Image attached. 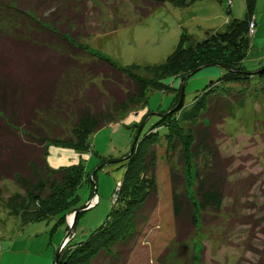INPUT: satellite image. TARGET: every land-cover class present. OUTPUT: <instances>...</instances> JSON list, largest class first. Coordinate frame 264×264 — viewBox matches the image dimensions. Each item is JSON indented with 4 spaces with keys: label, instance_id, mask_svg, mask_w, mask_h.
<instances>
[{
    "label": "trees",
    "instance_id": "trees-1",
    "mask_svg": "<svg viewBox=\"0 0 264 264\" xmlns=\"http://www.w3.org/2000/svg\"><path fill=\"white\" fill-rule=\"evenodd\" d=\"M166 1L184 8L205 0H148L141 16ZM252 3L246 0L244 18H232L203 38L184 29L163 63L121 66L82 42L89 35L84 0H0V181L14 179L33 192L20 213L23 221L58 217L66 223V214L79 208L80 187L86 183L94 193L95 173L90 178L80 159L51 167L50 145L90 151L88 136L145 105L148 90L174 94L171 105L156 113L158 119L144 133L143 123L135 142L139 125H133L132 144L105 221L79 240L70 236L52 264L126 263L155 205L160 128L174 223L160 264H205L203 247L196 256L199 234H215L225 243L232 223L244 222L238 213L241 191L252 180L230 178L232 160L222 155L219 139L221 125L245 105L250 79L264 77V67L248 72L242 64L255 34ZM207 64L229 69L185 104L180 88L166 78H188ZM61 123L69 127L60 130Z\"/></svg>",
    "mask_w": 264,
    "mask_h": 264
},
{
    "label": "rangeland",
    "instance_id": "rangeland-1",
    "mask_svg": "<svg viewBox=\"0 0 264 264\" xmlns=\"http://www.w3.org/2000/svg\"><path fill=\"white\" fill-rule=\"evenodd\" d=\"M84 1L89 35L82 42H87L93 50L121 66L163 63L176 47L184 29L197 38H203L206 31L223 29L228 20L244 18L247 13L246 0H205L184 8L166 1L145 18L141 16L140 8L148 6V0ZM227 7H230L229 13ZM251 17L256 23L255 34L250 37V46L242 64L248 72H256L264 67V0H253ZM222 73L221 66L210 65L186 78L183 82L185 104ZM255 76L246 89L245 105L236 109L235 115L221 125L219 139L222 155L232 160L230 178L237 181L251 177L252 180L251 185L245 181L241 191L238 213L244 222L235 220L232 223L231 229L225 232V243H220L215 234H199L195 240L196 256L203 247L205 264H264V77ZM165 81L175 87L181 84L178 77H169ZM173 98L174 94L170 92L148 90L145 105L90 134V151H76L81 155L79 159L85 164L89 177L95 173L92 179L96 190L91 193L86 183L79 189V208L88 202L93 205L80 211L75 228L69 235L73 240L81 239L105 221L124 171V159L132 144L133 125L140 126L146 119L142 129L144 133L158 119L156 113L168 108ZM60 127L62 130V127L67 129L69 126L61 123ZM163 133L164 129L160 128L155 205L132 243L125 264H160L159 255L174 235ZM53 148L50 147L48 155V159L51 156V167L79 161L73 157V160L54 164L57 150ZM30 191L14 179L0 181V264H52L62 239L70 229L69 222L75 210L66 214L64 220L67 223L60 222L58 217L23 221L20 213L30 204L33 193ZM229 202L227 198L225 205Z\"/></svg>",
    "mask_w": 264,
    "mask_h": 264
},
{
    "label": "water",
    "instance_id": "water-1",
    "mask_svg": "<svg viewBox=\"0 0 264 264\" xmlns=\"http://www.w3.org/2000/svg\"><path fill=\"white\" fill-rule=\"evenodd\" d=\"M210 65H214V64H207V65H205V66H202V67H199V68H196L191 74H190V76L191 75H193L194 73H196V72H198L200 69H202L203 67H207V66H210ZM219 66H221L223 69H229V67L228 66H226V65H219ZM186 79V77H183V78H181V84H180V100H182V98H183V82H184V80ZM146 120V119H145ZM145 121H143L141 124H140V126H139V128H138V130H137V132H136V134H135V138H134V142L136 141V139L138 138V136H139V134H140V131H141V128H142V126H143V123H144ZM134 142H133V144H134ZM133 148V146L131 147V149ZM96 189L94 188V191H95ZM89 203V202H88ZM87 203V205L85 204L84 206H82L81 208H78L77 210H75L74 211V213H73V216H72V220H71V222L69 223V225H70V229H69V231L67 232V234L65 235V237L62 239V241H61V243H60V245H59V247H58V250L57 251H59V249L64 245V243H66V241L68 240V238H69V235H70V233H71V231H72V224L74 223V221H75V218H76V215H77V213L79 212V211H82V210H84V209H87V208H89V207H91L93 204H91V203H89L88 204Z\"/></svg>",
    "mask_w": 264,
    "mask_h": 264
},
{
    "label": "crops",
    "instance_id": "crops-1",
    "mask_svg": "<svg viewBox=\"0 0 264 264\" xmlns=\"http://www.w3.org/2000/svg\"><path fill=\"white\" fill-rule=\"evenodd\" d=\"M50 147H54L53 149L57 150V152H55L57 154V156L53 157V158H55L54 164H58L59 162H65V160H69V161L73 160V159H71L73 157H75L76 159H79V157L81 156L80 154H77V152L74 151L73 149L56 147L53 145L49 146L48 155L50 153ZM72 154H73V156H72ZM48 155H47V162L49 163L51 156L48 159Z\"/></svg>",
    "mask_w": 264,
    "mask_h": 264
},
{
    "label": "built area",
    "instance_id": "built-area-1",
    "mask_svg": "<svg viewBox=\"0 0 264 264\" xmlns=\"http://www.w3.org/2000/svg\"><path fill=\"white\" fill-rule=\"evenodd\" d=\"M250 27H251V30H252V28H253V24L252 23H250Z\"/></svg>",
    "mask_w": 264,
    "mask_h": 264
},
{
    "label": "bare ground",
    "instance_id": "bare-ground-1",
    "mask_svg": "<svg viewBox=\"0 0 264 264\" xmlns=\"http://www.w3.org/2000/svg\"><path fill=\"white\" fill-rule=\"evenodd\" d=\"M70 223V222H69Z\"/></svg>",
    "mask_w": 264,
    "mask_h": 264
}]
</instances>
